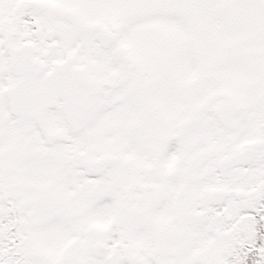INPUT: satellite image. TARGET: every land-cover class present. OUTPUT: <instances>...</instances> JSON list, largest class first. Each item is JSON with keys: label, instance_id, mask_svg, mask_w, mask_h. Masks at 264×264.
<instances>
[{"label": "snow or ice", "instance_id": "snow-or-ice-1", "mask_svg": "<svg viewBox=\"0 0 264 264\" xmlns=\"http://www.w3.org/2000/svg\"><path fill=\"white\" fill-rule=\"evenodd\" d=\"M0 264H264V0H0Z\"/></svg>", "mask_w": 264, "mask_h": 264}]
</instances>
